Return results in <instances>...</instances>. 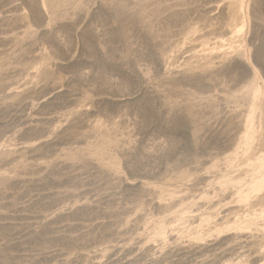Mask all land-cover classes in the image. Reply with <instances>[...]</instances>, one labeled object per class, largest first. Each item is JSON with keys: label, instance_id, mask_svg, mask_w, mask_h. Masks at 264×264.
Returning <instances> with one entry per match:
<instances>
[{"label": "rangeland", "instance_id": "374dc122", "mask_svg": "<svg viewBox=\"0 0 264 264\" xmlns=\"http://www.w3.org/2000/svg\"><path fill=\"white\" fill-rule=\"evenodd\" d=\"M0 264H264V0H0Z\"/></svg>", "mask_w": 264, "mask_h": 264}]
</instances>
